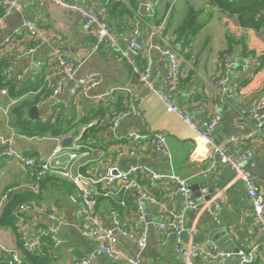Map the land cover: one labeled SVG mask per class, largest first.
<instances>
[{"label": "crops", "instance_id": "1", "mask_svg": "<svg viewBox=\"0 0 264 264\" xmlns=\"http://www.w3.org/2000/svg\"><path fill=\"white\" fill-rule=\"evenodd\" d=\"M16 1L19 2L21 9L13 10L5 18L0 30L2 50L0 58L7 60L16 58L14 69L10 73L12 76L24 83H27L28 79L34 80L36 76H40L36 71V63L39 60H46L48 62L42 75H46V78L49 75L48 81L56 82L57 76L52 75L56 66L51 63L54 56L62 54L81 60L82 67L77 76L96 74L101 78L100 83L86 94L74 98L70 92L72 83L66 80L58 96L68 110L76 104L79 116L90 115L92 109L99 107L100 96L114 88L127 87L131 91V93L118 91L115 98H122L126 108L129 107L127 99L129 97L134 99L137 111L122 118L117 127H112L111 122L101 131L98 140L95 139L91 147H86L88 154L81 157L80 170L97 175L103 174L110 165L117 166L122 171H127L131 166L144 165L166 176L175 173L189 178L191 187H197L196 190L192 188L193 201L200 203L213 199L220 203L221 209L216 214L208 208L189 209L186 214L187 227L192 229L193 233L186 234V242L206 250L210 244H214L224 252H235L239 248L259 245L255 260L251 264H264V236L255 231L253 204L247 196L245 182L229 164L218 163L216 170H210L213 158L195 128L177 114L169 113L162 99L156 93L148 91L140 75L125 62L122 54L125 49L124 38L116 47L104 42L95 49L93 44L97 40V35L94 30L83 28L77 13L64 9L61 13L59 9L62 8L47 0ZM74 1L87 8L100 7L103 17L107 21L115 22L114 16L107 18L106 5L111 0ZM123 1L132 9L128 0ZM140 4L139 2L138 8L134 11V18L140 26L138 39L145 47L139 64L149 65L150 79L157 86L163 84L168 61L158 52L156 46L174 41L176 28L187 16L190 6L204 9L200 18L207 20V24L192 38L185 49V62L179 77L180 89L175 99L183 109L189 110L193 102V90H196V99L202 102L205 109H210L216 102L220 104L221 120L215 131L216 139L219 142H227L232 151L240 146L252 148L253 154L245 163L244 170L256 178L264 195V128L260 134H256V121L249 115L250 110L264 105V34L242 27L236 17L228 15L216 6H211L208 0H148L149 14L140 13ZM54 9L60 11L58 17L52 15ZM123 19L128 24L123 31L125 37L130 31L131 20L128 16H124ZM26 21L39 27L42 38L31 37L26 32L16 34V30ZM233 40L235 43L231 44ZM39 43L40 47L36 52L33 54L27 52L29 48ZM69 45L76 51L63 50ZM243 47L250 54L245 55ZM230 49L237 65L229 68L228 91L220 100L221 89L217 80L223 69L224 53ZM253 55L255 58L248 61L247 58ZM35 94L38 92L31 90L26 96ZM55 100L47 97L37 104L41 110L38 118H47L55 105ZM11 101L8 95H2L0 92V134L6 136L12 129L15 131V128L8 126L1 107L6 108ZM111 108L114 112L119 111L116 105ZM93 122L96 123L95 120ZM131 129L143 134L164 132L172 157L168 158L146 143L139 145L138 155L130 154L132 142L122 138V135ZM69 135L76 136V133L70 132ZM63 137L65 136L28 137L15 133V147L26 155L35 153L44 160L61 143ZM34 174V170H25L17 159H3L0 166V197L11 186L20 185L16 191L29 190L33 184ZM137 180L143 189L159 202H148L145 205L148 246L140 254L142 264H248L238 255L221 261L210 255L201 254H197L189 262L180 259L175 251L177 237L172 234L166 239V244H162L163 236L153 226V222L165 215L163 206L180 209L184 197L174 192V184L167 177L150 180L140 175L137 176ZM206 182L207 187L204 185ZM119 186L116 184L110 188L116 192ZM98 189L102 193L105 187L100 184ZM209 189L213 192L211 195L202 194ZM123 197L126 200L125 205L120 204ZM137 197V190L133 194L128 193L126 197L119 192L112 193L111 196L120 205L114 207L119 209L120 221L127 229L136 226ZM40 203L44 213L34 214L33 222L38 226H58L59 221L48 217L47 213L50 211L57 214L65 223L59 226L58 235L61 243L51 250V256L55 258L51 264H76L94 253L97 244L92 238L82 234L81 218L69 195H65L61 189L52 188L51 193L45 194ZM112 208L113 206L107 203L97 210V215L108 228L113 227L110 216ZM3 247L15 250L25 257L19 235L8 225L0 226V260L4 256ZM116 247L128 255L139 254L136 244L124 235H118ZM92 264L128 263L125 260L115 261L104 253H96Z\"/></svg>", "mask_w": 264, "mask_h": 264}, {"label": "built area", "instance_id": "2", "mask_svg": "<svg viewBox=\"0 0 264 264\" xmlns=\"http://www.w3.org/2000/svg\"><path fill=\"white\" fill-rule=\"evenodd\" d=\"M60 8L77 13L82 21V26L85 30H94L97 35V40L93 44L95 49H98L104 42H108L112 47H116L120 40L124 38L125 49L122 51L125 62L140 75V79L144 83L148 91L156 93L163 101L166 110L169 113L177 114L182 120L191 125L200 135L201 139L208 147V152L213 158V163L210 170H216L218 163L229 164L236 170L239 177L245 182L246 192L249 200L253 204L255 216V231L257 234L264 236V195L261 193L256 178L248 171L244 170L245 163L250 159L253 150L250 146H240L235 150H231L227 142H219L216 139L215 131L221 120L220 104L218 102L212 104L210 109H205L199 99H196V90H193L192 106L189 110L183 109L175 99L176 93L180 89L179 77L182 72V67L185 62V50L180 41H175L167 45H157L158 52L166 57L168 68L164 77L163 84L157 86L150 79V68L147 63L143 66L139 64V58L144 52V44L138 39L140 33L139 23L135 22L130 28L129 33L124 37L123 31L126 30V25H122L120 29L109 25L102 18V9L100 7L87 8L74 0H47ZM21 6L16 0H0V30L2 29L5 18L13 11L19 10ZM149 9V6H148ZM158 31V29H157ZM28 33L31 37L42 38L40 29L35 23L26 21L21 27L16 30L17 35ZM40 47V43L29 48L28 53L33 54ZM253 57H248L250 61ZM46 60H39L36 63V71L38 74H43L44 67L47 65ZM16 58L10 60L8 71L14 69ZM56 67L52 75L57 76V81L54 82V89L49 96L56 99L55 104L61 103L58 99L59 94L63 89L66 80L71 81V95L76 98L81 94H86L89 90L97 86L101 78L96 74H86L77 76L78 71L82 67V61L71 56L57 54L51 59ZM237 65L236 59L232 54H225L224 65L220 77L217 80L220 86V100L224 98L225 92L228 91L227 80L229 68ZM48 78L46 80L48 81ZM129 92L127 87H118L110 90L107 94L100 96V102L108 105L117 95V92ZM2 95H8L7 89H2ZM129 107L122 112H115L111 117L112 127H117L122 118L132 112L137 111L134 99H127ZM16 103L12 100L6 108L1 110L7 118V124L10 125V110ZM249 115L256 121L255 133L260 134L264 128V105L250 110ZM94 122H90L82 128V132L74 140L73 146L66 148L62 147L61 143L53 150L49 157L42 160L37 155H26L18 151L15 147V133L13 129L7 136L0 134V145L3 150L0 153V166L3 159H17L25 170L35 171V182L30 186V189L38 193L41 189L40 179L46 173H54L57 176L66 179L73 183L79 190V194L69 195L70 201L75 205L77 214L81 218V232L84 236L92 238L97 247L94 253L82 259L76 264H92L96 253H104L111 259L125 260L128 264H142L140 254L148 246V227L145 223L146 212L145 205L148 202L159 203L157 199L149 192L143 189L138 182L137 176H144L150 180L167 177L174 184V192L184 197V202L180 209H171L164 207L165 215L153 222V226L162 234V244H166L168 236L174 234L177 237L175 244L176 254L183 261L189 262L197 254L210 255L215 260H225L234 255H238L243 262L251 264L254 262L259 245L248 246L247 248L238 249L235 252H224L217 248L216 245L210 244L208 250L198 248L195 245L186 242V234H192L193 230L187 227L186 214L189 209H211L216 214L221 205L215 200H208L197 203L191 199L192 187L189 178L172 173L164 175L148 169L144 165L131 166L127 171L120 170L117 166L110 165L103 174L89 175L80 170L81 157L88 154L85 150L86 145L80 142V138L84 129L90 127ZM79 133V132H78ZM77 135V134H76ZM122 138L132 142L133 148L130 149V154L138 155L139 145L142 143L150 144L157 152L172 157L171 149L168 143L167 135L164 132L156 133H141L138 130H127L122 135ZM62 140V139H61ZM60 140V141H61ZM85 148V149H84ZM102 184L105 187L106 196H112V193L127 194L129 190L135 189L138 192V197L135 199V216L136 226L133 229L123 227L120 221V211L117 208L110 210L112 218V228H108L97 215L96 204L97 197L101 195L98 186ZM119 184L120 186L115 191H112L110 186ZM19 186L12 187L9 191H16ZM8 199V193L3 196L0 201V216L5 202ZM121 205L126 204L123 197L120 200ZM43 208L31 207L28 204H22L16 212V222L21 231V241L24 250L29 253L42 252V239L50 237L56 247L61 243L59 239V226L65 225L64 221L53 212L47 213L48 217L54 221H59L58 226H38L32 221L34 214H43ZM31 218V219H30ZM143 224V225H142ZM124 235L133 241L138 250V255H128L116 247L118 235ZM5 255H9L8 261L10 264H20L23 257L15 250L5 248ZM69 264V263H62Z\"/></svg>", "mask_w": 264, "mask_h": 264}, {"label": "trees", "instance_id": "3", "mask_svg": "<svg viewBox=\"0 0 264 264\" xmlns=\"http://www.w3.org/2000/svg\"><path fill=\"white\" fill-rule=\"evenodd\" d=\"M132 9L121 1L111 0L107 5L106 9L108 11L107 18H115V22L107 21L105 17L102 18L109 23L111 26H115L118 29L122 25L128 26L124 16H128L131 20V27L134 26L136 22L134 16L136 9L139 5V0H128ZM211 6L218 7L221 11L227 13L230 16H234L237 22L245 28H251L260 34H264V0H208ZM204 9H195L190 6L187 16L179 23L175 31V41H180L184 50L188 47L192 38H194L197 33L207 24V20L201 19L200 15L203 13ZM117 13V14H116ZM115 14V15H114ZM123 19V20H122ZM235 43V40L231 42ZM172 43V42H171ZM1 50V48H0ZM245 55L247 49L243 47ZM2 51V50H1ZM232 54V50H228L225 54ZM6 57V56H4ZM252 57L255 58L253 55ZM261 59V58H260ZM10 60L6 58H0V91L2 89H7L8 97L16 101V103L11 107L10 110V125L15 128L16 133L25 135L28 137H44V136H54L62 137L69 135L70 132L78 134V132L87 126L90 122L94 120L92 126L84 129V132L80 138V142L85 144L87 147L93 145L94 140H98L102 130L106 129L111 124V117L115 113L111 107L117 106L119 111L122 112L127 110L125 102L120 97H114L112 101L105 105L103 103L99 104V107L92 109L90 115L79 116L77 114V105H73L71 110H68L62 103L55 104L47 118H37L32 120L28 115V110L31 106L39 104L43 99L49 97L54 89V82H49L46 80V75L40 74L36 76L34 80L28 79L27 83L19 80L17 77L12 76L10 71H8ZM45 77V78H44ZM31 90L38 92V94L26 96ZM41 90V91H40ZM85 149V148H84ZM3 150V146L0 145V153ZM29 154V153H28ZM30 155H35V153ZM84 173L85 170L83 171ZM90 175V174H89ZM35 176L33 178V183L35 182ZM41 189L38 193L33 190H9L14 187L11 186L4 194L0 197L2 201L3 196L8 193V199L4 204L2 214L0 216V226L8 225L10 226L18 235L21 241V231L16 222V212L19 210L22 204H28L31 207L41 208L42 205L40 200L45 194L51 193V189L57 188L61 189L65 195L79 194L78 188L70 181L57 176L54 173H46L40 179ZM105 192V190H104ZM102 192V195L97 197L96 211L104 204H111L113 208L120 207L114 198L111 196H106ZM129 194L135 193L134 189L128 191ZM125 194V197L128 195ZM132 196V195H131ZM118 209V208H117ZM49 211V210H48ZM50 212V211H49ZM98 212V211H97ZM42 252L40 253H29L25 250V257L20 264H51L54 258L51 257V250L54 249V243L50 237H43L42 239ZM9 255H5L0 260V264H10L8 261Z\"/></svg>", "mask_w": 264, "mask_h": 264}, {"label": "water", "instance_id": "4", "mask_svg": "<svg viewBox=\"0 0 264 264\" xmlns=\"http://www.w3.org/2000/svg\"><path fill=\"white\" fill-rule=\"evenodd\" d=\"M140 13L141 14H149V11H148V0H140ZM59 10H61V13H63V9H59ZM67 12V11H66ZM69 12H71V11H69ZM52 15L54 16V17H58L59 16V14H60V11H58V10H56V9H54L52 12ZM63 50H65V51H73V50H75L76 51V49L73 47V46H71V45H69V46H65L64 48H63ZM74 52V51H73ZM40 113H41V110H40V107L38 106V105H33V106H31L30 108H29V110H28V115H29V117L32 119V120H35V119H37L38 118V116L40 115ZM82 132V129L79 131V133L76 135V136H73V135H68V136H65V137H63L62 138V140H61V145H62V147H66V148H69V147H72L73 146V142H74V140L79 136V134ZM204 185H206V187L208 186V184H207V182L204 184ZM192 188H193V190L195 189H197V187L196 186H192ZM213 192H211V190L209 189V190H206V192H204V193H202V194H205L206 196H209V195H211ZM201 194V195H202Z\"/></svg>", "mask_w": 264, "mask_h": 264}, {"label": "rangeland", "instance_id": "5", "mask_svg": "<svg viewBox=\"0 0 264 264\" xmlns=\"http://www.w3.org/2000/svg\"><path fill=\"white\" fill-rule=\"evenodd\" d=\"M1 135H4V136H6L5 134H1ZM55 246V245H54ZM54 248H56V246L54 247ZM52 257V256H51ZM53 258V257H52ZM55 259V258H54Z\"/></svg>", "mask_w": 264, "mask_h": 264}]
</instances>
